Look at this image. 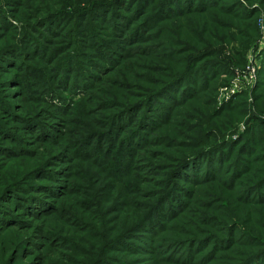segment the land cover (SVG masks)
I'll return each instance as SVG.
<instances>
[{"label":"rangeland","instance_id":"1","mask_svg":"<svg viewBox=\"0 0 264 264\" xmlns=\"http://www.w3.org/2000/svg\"><path fill=\"white\" fill-rule=\"evenodd\" d=\"M0 264H264V0H0Z\"/></svg>","mask_w":264,"mask_h":264}]
</instances>
